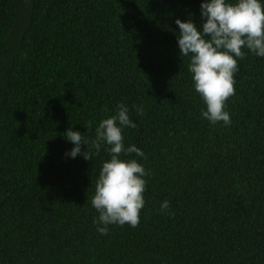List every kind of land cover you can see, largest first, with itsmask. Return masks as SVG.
Listing matches in <instances>:
<instances>
[{
	"label": "trees",
	"instance_id": "trees-1",
	"mask_svg": "<svg viewBox=\"0 0 264 264\" xmlns=\"http://www.w3.org/2000/svg\"><path fill=\"white\" fill-rule=\"evenodd\" d=\"M200 2L0 0V264H264V57L238 60L229 125L202 117L175 24ZM119 103L149 175L138 225L102 235L108 154L69 158L64 133Z\"/></svg>",
	"mask_w": 264,
	"mask_h": 264
},
{
	"label": "clouds",
	"instance_id": "clouds-1",
	"mask_svg": "<svg viewBox=\"0 0 264 264\" xmlns=\"http://www.w3.org/2000/svg\"><path fill=\"white\" fill-rule=\"evenodd\" d=\"M197 25L189 14L188 19H175L179 31L176 33L177 47L181 57L188 58L187 70L191 74L193 87L202 98L205 108L201 116L210 123H231L226 109L227 99L234 95L238 60L246 55L244 49L257 57H264V0H201ZM142 113V106L137 107ZM88 133L92 121L84 126ZM135 128L128 107L119 103L114 114L100 119L94 136L69 127L64 133L72 147L65 156H83L92 160L101 149L108 154L103 160L95 181L91 206L97 211L94 217L98 233L104 235L109 225L135 227L140 221V211L145 205L144 191L149 175L144 165L129 154L144 157L136 144L125 145L123 129ZM82 144L87 146L82 150ZM160 211L169 208L167 199L160 202Z\"/></svg>",
	"mask_w": 264,
	"mask_h": 264
}]
</instances>
